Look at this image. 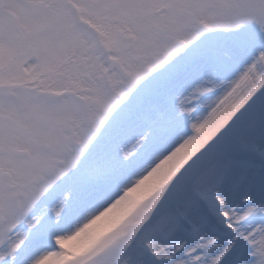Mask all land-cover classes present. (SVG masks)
I'll list each match as a JSON object with an SVG mask.
<instances>
[{"label":"snow or ice","instance_id":"obj_1","mask_svg":"<svg viewBox=\"0 0 264 264\" xmlns=\"http://www.w3.org/2000/svg\"><path fill=\"white\" fill-rule=\"evenodd\" d=\"M0 264H264V0H0Z\"/></svg>","mask_w":264,"mask_h":264}]
</instances>
